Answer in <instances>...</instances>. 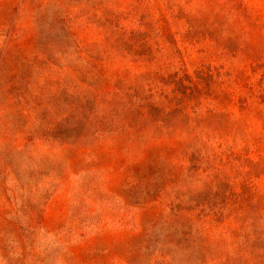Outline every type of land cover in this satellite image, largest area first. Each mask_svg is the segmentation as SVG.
Wrapping results in <instances>:
<instances>
[{
  "label": "rangeland",
  "instance_id": "374dc122",
  "mask_svg": "<svg viewBox=\"0 0 264 264\" xmlns=\"http://www.w3.org/2000/svg\"><path fill=\"white\" fill-rule=\"evenodd\" d=\"M0 264H264V0H0Z\"/></svg>",
  "mask_w": 264,
  "mask_h": 264
}]
</instances>
